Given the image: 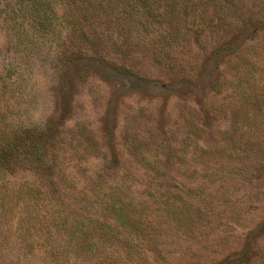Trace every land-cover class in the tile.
<instances>
[{"label":"rangeland","instance_id":"rangeland-1","mask_svg":"<svg viewBox=\"0 0 264 264\" xmlns=\"http://www.w3.org/2000/svg\"><path fill=\"white\" fill-rule=\"evenodd\" d=\"M242 3L232 29L240 47L229 43L231 32L218 33L225 35L220 51L215 37L196 43L189 36L168 57L187 75L171 81L158 52L133 49L120 32L113 31L109 48L102 40L109 41V28L88 26L65 38L56 9L58 40L43 39L22 18L20 0H0V146H20L22 126L53 128L41 157L19 147L7 162L0 264H264V150L258 155L247 145L244 155L227 153L235 137L260 132L252 120L260 112L241 105L236 87L264 98V13L251 16L257 0ZM216 145L226 149L224 158ZM201 146L211 153L206 170ZM147 155L150 161L142 160ZM124 180L138 187L133 200L141 202L147 190L171 201L187 196L189 210L180 218L179 209L155 212L158 238L127 245L114 239L108 251L99 247L75 262L64 221L90 208L95 214ZM96 216L108 217L101 209ZM92 231L91 241L100 236Z\"/></svg>","mask_w":264,"mask_h":264},{"label":"trees","instance_id":"trees-1","mask_svg":"<svg viewBox=\"0 0 264 264\" xmlns=\"http://www.w3.org/2000/svg\"><path fill=\"white\" fill-rule=\"evenodd\" d=\"M242 2L243 0H20V11H22L21 16L24 21H28V27L43 39L52 36L58 40L54 20L56 9L62 11V19L68 30L65 38H67L68 33L84 32V29L88 26L94 25V29L109 28L112 32L109 41L105 37L102 38L109 48L112 45L111 41L117 38L113 31L120 32L121 35L126 36L125 43L133 49L142 48L154 54L158 52L161 58L157 59V62L164 67L168 79L173 81L179 75H187L185 69L181 67L174 68L173 62L168 59L172 55L171 50L178 47L181 41H191L190 37L193 36V41L199 43L198 40L202 37H215L219 42L214 49L220 51L225 49L224 36L226 33L231 32L232 38L229 43H234V50L240 47L242 42L238 40L239 34L232 32V29L242 19L240 15L245 10ZM255 6L254 13L251 16L255 17L259 13H264V0H261V4L257 0ZM88 17L97 19V22L86 21L83 23L80 21V18L87 19ZM218 33H224L225 35L218 36ZM85 54L87 56L86 51ZM100 56L98 54L96 57ZM243 73L245 72L243 71ZM243 86L236 87L240 97H244L243 100H240L241 105L246 109L250 107L251 110L260 112L252 119L256 129L260 132L257 135L249 136V138L243 135L235 137L232 152L228 151L227 153L234 154L237 152L235 154L237 157L244 155L245 151L242 152L241 147L247 145H250L252 152L258 155L264 150V98L257 97L259 94L256 92H253L254 96L249 92L250 97L247 98L248 93ZM249 88L251 89V87ZM262 96L264 97V93ZM52 129V127L48 130L45 128L30 129L28 126H22L20 132H18V134H21L20 139L23 140L20 146L18 144L15 146L8 145V147L0 146V193L2 198L9 197V194L6 193L8 188L3 177L8 171L7 162L10 156L14 154V150H19V147H29L33 150L36 158L41 157V153L45 149L44 142L47 138H50L49 133ZM200 133L199 141H201ZM201 148L200 157L204 161L203 164L206 170L211 153L204 150L203 146ZM214 150L219 158H224L226 149L221 145H216ZM214 150H212V154ZM149 159L147 155L142 160L148 161ZM58 173L63 174L60 168H58ZM153 174L156 177L161 176L159 171H153ZM121 184L122 187H118L116 193L105 195L97 207L94 203H91L96 207L95 214L90 208L89 213L86 212V215H83L84 212L82 214L76 213L73 217L67 216L64 221L70 225L69 230L71 233L68 232L67 246L72 248L73 257L71 258L75 262L79 259H89L96 252L99 254V247H105L108 251L114 239H117L120 244L127 245L144 244L153 236L154 239L158 238L162 235L156 222L160 215H156L155 212H162L164 216L170 212L176 213L179 209L177 215L180 218L189 210L190 201L187 196L178 197L179 202L175 199L171 201L168 195H157L151 190H147L145 194L139 196L141 198L145 196L140 202L133 200L137 194H140L135 190V187L137 189L138 187L134 181L124 180ZM92 193L98 195L97 190ZM124 195H127L131 200L124 202L123 199L126 198ZM161 199L163 201L159 204ZM99 209L103 210L108 217L98 218L96 215ZM55 221L58 222V219H55ZM57 222L54 223L55 227H58ZM77 226H79V229H77ZM91 226L93 233L99 232L100 234L98 238L92 241L87 233ZM93 241L94 243H92ZM51 245L53 246L50 247L49 251L53 252L57 247L54 246L56 244ZM148 245V249H151L150 244ZM227 261L224 262L227 263Z\"/></svg>","mask_w":264,"mask_h":264}]
</instances>
